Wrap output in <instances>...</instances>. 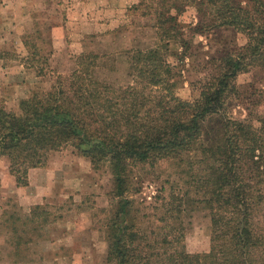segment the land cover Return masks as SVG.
<instances>
[{
	"label": "trees",
	"instance_id": "16d2710c",
	"mask_svg": "<svg viewBox=\"0 0 264 264\" xmlns=\"http://www.w3.org/2000/svg\"><path fill=\"white\" fill-rule=\"evenodd\" d=\"M183 2L195 6L198 21L181 22L172 10L183 7L157 1V41L132 51L131 82L98 78V54L82 51L69 73L21 98L19 112L0 97V156L8 158L17 185L27 184L29 168L45 165L52 151L65 146L94 168L108 162L114 188L102 214L106 257L114 264H264V112L257 110L264 89L248 92L245 116L226 114L239 72L261 70L264 86V0ZM212 29H234L246 40L211 55L198 96L181 98L175 92L179 72L169 57L184 60L187 31ZM209 115L220 121L212 135L203 125ZM195 149L199 155L190 153ZM165 163L174 166L182 183L172 180L168 194L150 205L154 211L145 212L128 192L133 170ZM156 172L150 174L159 178ZM185 203L209 210L206 251L185 248ZM48 213L34 204L28 219L44 222Z\"/></svg>",
	"mask_w": 264,
	"mask_h": 264
},
{
	"label": "rangeland",
	"instance_id": "374dc122",
	"mask_svg": "<svg viewBox=\"0 0 264 264\" xmlns=\"http://www.w3.org/2000/svg\"><path fill=\"white\" fill-rule=\"evenodd\" d=\"M157 1L0 0L8 6L7 11H0V63L11 76L4 82L1 96L6 107L19 112L21 98L49 88L56 75L69 73L82 51L98 54L94 68L98 78L115 84L131 82L132 51L146 49L157 41L153 16ZM164 1L166 6L176 3L183 7L172 10L181 22L198 21L194 5L183 0ZM186 37L190 48L184 60L177 61L173 56L169 59L179 72L176 94L193 99L199 93L198 80L207 71L205 61L213 54L242 45L246 38L234 29L187 31ZM176 47L181 49L178 44ZM261 76L259 69L236 75L234 89L226 99L227 115L238 118L247 114L248 92L264 89ZM257 110L264 112V99ZM218 116L209 115L203 122L210 135L219 131ZM203 137L206 141L205 134ZM190 153L200 154L196 149ZM173 167L165 163L162 167L133 170L136 176L128 192L145 212L154 211L150 205L160 203L159 194H168L172 180L182 183ZM36 168L28 170L27 180L30 176L32 181L26 193L9 172L8 158L0 157V264H114L106 257L102 214L114 188L108 162L94 168L87 157L65 146L52 151L47 163ZM152 170L159 172V178L150 174ZM35 201L43 203L49 212L44 222L37 217L28 219ZM184 207L186 250H208L209 210L187 203ZM155 223L153 220L152 225Z\"/></svg>",
	"mask_w": 264,
	"mask_h": 264
},
{
	"label": "crops",
	"instance_id": "0c3cea01",
	"mask_svg": "<svg viewBox=\"0 0 264 264\" xmlns=\"http://www.w3.org/2000/svg\"><path fill=\"white\" fill-rule=\"evenodd\" d=\"M3 3L4 2H0V11H7L8 10L7 9L8 6L7 5L3 6ZM0 57H1V55H0ZM0 62H2L1 59H0ZM0 69H2V71L0 70V82L2 83V85H0V97H1V96H3V94H4L3 92L5 91L6 83H4V82H7V80L11 76L9 75V72H8V75H7V72L3 69L1 63H0ZM3 157H6V156L3 155ZM37 167H39V166H37ZM29 170H37V168L36 167H31V168H29ZM28 172H30V171H28ZM31 181H32V178L29 176V180H28L27 184H25V185H18V186L22 188L21 190L23 192H26L27 193V191L29 189H31V187H30L31 186V184H30ZM36 202H38V201H35L34 204H42V205H44L43 203H36ZM39 202H41V201H39Z\"/></svg>",
	"mask_w": 264,
	"mask_h": 264
}]
</instances>
